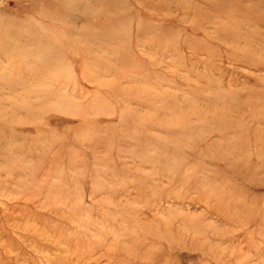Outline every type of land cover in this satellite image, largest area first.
<instances>
[{
    "label": "rangeland",
    "instance_id": "1",
    "mask_svg": "<svg viewBox=\"0 0 264 264\" xmlns=\"http://www.w3.org/2000/svg\"><path fill=\"white\" fill-rule=\"evenodd\" d=\"M0 264H264V0H0Z\"/></svg>",
    "mask_w": 264,
    "mask_h": 264
},
{
    "label": "bare ground",
    "instance_id": "2",
    "mask_svg": "<svg viewBox=\"0 0 264 264\" xmlns=\"http://www.w3.org/2000/svg\"><path fill=\"white\" fill-rule=\"evenodd\" d=\"M236 114V113H235Z\"/></svg>",
    "mask_w": 264,
    "mask_h": 264
}]
</instances>
